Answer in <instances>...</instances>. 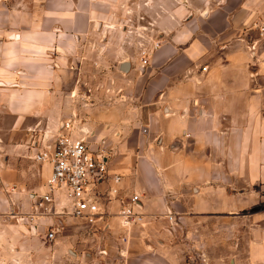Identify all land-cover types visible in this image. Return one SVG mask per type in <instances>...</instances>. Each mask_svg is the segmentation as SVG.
I'll use <instances>...</instances> for the list:
<instances>
[{
    "label": "crops",
    "instance_id": "obj_1",
    "mask_svg": "<svg viewBox=\"0 0 264 264\" xmlns=\"http://www.w3.org/2000/svg\"><path fill=\"white\" fill-rule=\"evenodd\" d=\"M171 4L162 16L158 0H0V264L83 262L88 247L63 235L74 218L33 209L51 168L29 146L70 119L106 141L123 176L106 204L108 264H264V0ZM127 8H147L159 44L142 66L107 37L103 95L83 47ZM133 192L144 219L124 228Z\"/></svg>",
    "mask_w": 264,
    "mask_h": 264
},
{
    "label": "built area",
    "instance_id": "obj_2",
    "mask_svg": "<svg viewBox=\"0 0 264 264\" xmlns=\"http://www.w3.org/2000/svg\"><path fill=\"white\" fill-rule=\"evenodd\" d=\"M254 27L263 36L264 18ZM158 44L155 42L154 47ZM44 136L29 146L32 158L51 168L45 182L46 190L32 194L34 213L41 217H71L88 227L107 229L106 204L119 198L123 179L121 174L110 172L108 159L115 155L113 150L107 147L104 139L98 140L94 131L84 129L73 119L64 121L50 137ZM101 186L107 189L104 191ZM140 208L141 195L137 192H133L128 201H123L118 216L124 228L142 223L144 216L138 211ZM55 234L50 231L47 237L52 239Z\"/></svg>",
    "mask_w": 264,
    "mask_h": 264
},
{
    "label": "rangeland",
    "instance_id": "obj_3",
    "mask_svg": "<svg viewBox=\"0 0 264 264\" xmlns=\"http://www.w3.org/2000/svg\"><path fill=\"white\" fill-rule=\"evenodd\" d=\"M160 4V12L163 16L165 14V9L170 7L173 0H158ZM125 21L122 22V25L119 27V30L110 32L107 30H102L101 34L98 35L100 46L90 44L88 46L83 47V53L87 57V61L90 63L87 65L88 73H92L93 81L92 83L98 84V86L105 87V78L104 74L106 72V68L100 70L101 65H98V57L108 55V47L101 46L102 43L106 42L107 37L113 38L114 41H118L119 47L114 48V51H122L125 54H133L140 56L141 50L148 49L151 50L152 45H154V41L159 38L157 31H152L148 29V19L150 21V14L145 13L147 10L144 9V16L140 15L136 12L135 8H127L126 9ZM142 17V19L140 18ZM137 19L141 22L142 28L139 30L136 27ZM137 29V30H136ZM97 38V37H96ZM143 46V48H141ZM151 52V51H150ZM146 57L149 55V52H146ZM71 222L66 225L65 230L63 231V235L65 236H73L78 243L84 244L88 247V250H85L83 262L81 264H88L90 260H92L91 252L95 254H99V261L97 264H108V253L105 251L108 246V232L103 230H97L95 228H91L83 224L78 219H70ZM27 226L29 223H25ZM100 251V252H99ZM105 251V252H104ZM103 256V257H100Z\"/></svg>",
    "mask_w": 264,
    "mask_h": 264
},
{
    "label": "flooded vegetation",
    "instance_id": "obj_4",
    "mask_svg": "<svg viewBox=\"0 0 264 264\" xmlns=\"http://www.w3.org/2000/svg\"><path fill=\"white\" fill-rule=\"evenodd\" d=\"M141 48H143V46L141 47ZM154 45H152V48H151V50H148V49H142L141 50V53H140V56L139 57H141L142 58V66H145L147 63H148V61H147V59H145V57H146V52H149V54L152 52V50H154ZM151 51V52H150ZM123 62H128V68H127V70L126 71H124V70H122V68H121V64L123 63ZM123 62H121V64H120V66H119V68H120V70L122 71V72H128V70H129V68H130V62L128 61V60H125V61H123ZM97 90L99 91V90H103V95H104V92L105 93H108V92H110V89H108V85H105V87L104 86H100V87H98L97 88ZM83 92H84V95H86V93L87 92H91V89L89 90L87 87H85V84H83ZM108 147V146H107Z\"/></svg>",
    "mask_w": 264,
    "mask_h": 264
},
{
    "label": "water",
    "instance_id": "obj_5",
    "mask_svg": "<svg viewBox=\"0 0 264 264\" xmlns=\"http://www.w3.org/2000/svg\"><path fill=\"white\" fill-rule=\"evenodd\" d=\"M121 68H122V70L126 71L127 68H128V62H123V63L121 64ZM32 230H33V231L36 230V225H35V224H33Z\"/></svg>",
    "mask_w": 264,
    "mask_h": 264
}]
</instances>
